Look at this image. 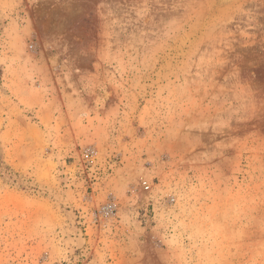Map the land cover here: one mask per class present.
Masks as SVG:
<instances>
[{
	"label": "rangeland",
	"instance_id": "rangeland-1",
	"mask_svg": "<svg viewBox=\"0 0 264 264\" xmlns=\"http://www.w3.org/2000/svg\"><path fill=\"white\" fill-rule=\"evenodd\" d=\"M0 264H264V0H0Z\"/></svg>",
	"mask_w": 264,
	"mask_h": 264
}]
</instances>
